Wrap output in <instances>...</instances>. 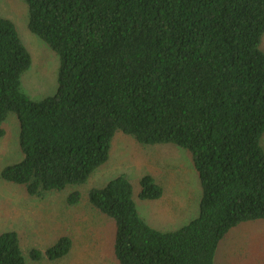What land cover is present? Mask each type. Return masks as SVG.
Returning <instances> with one entry per match:
<instances>
[{
    "label": "trees",
    "instance_id": "obj_1",
    "mask_svg": "<svg viewBox=\"0 0 264 264\" xmlns=\"http://www.w3.org/2000/svg\"><path fill=\"white\" fill-rule=\"evenodd\" d=\"M28 30L59 57L54 95L21 87L31 56L0 17V138L9 114L22 158L0 179L43 199L82 186L108 159L116 132L143 146L186 150L201 199L196 218L163 233L139 215L123 175L86 192L113 227L117 264H214L219 244L243 224L264 222V0H23ZM139 198L158 200L151 176ZM70 193L66 205L81 204ZM69 236L33 261L65 258ZM0 264H27L16 231L0 234Z\"/></svg>",
    "mask_w": 264,
    "mask_h": 264
},
{
    "label": "rangeland",
    "instance_id": "obj_2",
    "mask_svg": "<svg viewBox=\"0 0 264 264\" xmlns=\"http://www.w3.org/2000/svg\"><path fill=\"white\" fill-rule=\"evenodd\" d=\"M0 17L9 19L31 56V65L21 77V87L32 100L55 94L59 57L39 37L28 30L27 7L23 0H0ZM260 48L264 51V37ZM0 138V170L20 161L19 124L9 114ZM264 150V136L261 140ZM123 175L131 183L140 217L153 229L167 233L187 225L197 217L201 188L190 154L174 145L143 146L133 137L116 132L108 161L82 186L51 192L43 199L26 195L23 188L0 179V234L16 231L27 264H117L111 253L113 227L95 217L87 207L86 192L101 188ZM151 176L163 188L158 200L139 198L140 181ZM78 191L81 204L66 205L67 196ZM72 239V249L55 262L33 261L29 252H44L60 237ZM214 264H264V222L243 224L229 233L216 251Z\"/></svg>",
    "mask_w": 264,
    "mask_h": 264
}]
</instances>
